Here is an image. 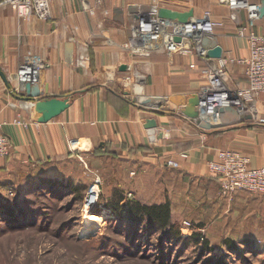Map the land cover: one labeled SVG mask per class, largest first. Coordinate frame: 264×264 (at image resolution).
<instances>
[{
    "label": "crops",
    "instance_id": "crops-1",
    "mask_svg": "<svg viewBox=\"0 0 264 264\" xmlns=\"http://www.w3.org/2000/svg\"><path fill=\"white\" fill-rule=\"evenodd\" d=\"M183 1L169 0L166 7V3L159 6L153 0L106 3L108 17L98 9L89 18L78 0H51L48 22L21 20L8 6H0V72L10 78L26 59H37L43 63L38 84L41 97L67 98L70 104L58 117L41 122L33 106L22 102L20 95H12L0 76L1 130L12 146L8 158H0V186L24 183L27 177L22 170L38 163L87 157L96 151L107 163L117 161V167H122L117 174L122 176L123 193L136 197L141 193L137 201L144 204L150 199L154 201L148 204L169 203L174 220L180 217L202 222L209 216H225L224 203L216 199L219 182L208 172L207 163L216 150L225 147L246 154L251 168L264 167V129L239 124L204 133L179 112L204 84L199 73L204 64L199 57L159 52L134 58L119 48L128 38L130 23L147 15L129 14V6H157L176 15L201 17L204 10L190 8ZM250 1L260 5L262 0ZM116 10L122 12L120 17L114 14ZM211 13L224 24L213 38L220 56L246 58V42L234 35L236 25L228 9L215 0ZM252 31L264 37V16L254 23ZM191 65L195 69H190ZM122 66L126 71H120ZM124 77L138 83L132 96L121 92ZM225 80L229 85L234 81L244 85L242 69L232 68ZM9 84L13 89L14 82ZM137 97L164 103L160 111L152 113L149 109L159 102H151L148 109L137 105ZM259 106L262 110L256 113L263 117L264 105ZM150 120H155L156 128H147ZM15 121L21 124L15 125ZM180 153H187L188 158L179 159ZM168 160L177 161L179 167L167 166ZM246 193L234 192L227 216L235 214L236 206L242 204L237 197H252L264 207V194Z\"/></svg>",
    "mask_w": 264,
    "mask_h": 264
},
{
    "label": "rangeland",
    "instance_id": "rangeland-1",
    "mask_svg": "<svg viewBox=\"0 0 264 264\" xmlns=\"http://www.w3.org/2000/svg\"><path fill=\"white\" fill-rule=\"evenodd\" d=\"M168 1L153 0L159 6L166 3L165 7ZM183 2L202 11L212 12V6H215V0ZM216 3L221 5L218 0ZM111 87L118 88L117 85ZM243 124L264 129L254 121ZM222 150L231 149L223 147ZM116 162L107 163L97 156L96 151L87 157L79 155L65 160L54 167L60 176L59 181L71 177L76 185L83 188L81 193H61L59 197H50L47 191L35 188L24 193V199L28 200L24 219L16 221L15 216L7 221L0 214V264H264V207L259 200L237 197L242 204L236 206L235 214L227 216L228 206L235 196L225 198L217 193V201L225 205V216H209L202 222L172 218V223L180 231L181 241L163 240L160 234L147 232L143 226L130 230V226L110 214L108 206L120 199L122 205L128 201L154 205L148 204L154 200L145 196L142 197L150 199L146 200L147 204L137 201L141 193L138 197L133 193H123L122 176L117 174L122 167H117ZM22 187L18 183L11 187L0 186V198L13 199ZM94 188L98 197L94 203L88 204V196ZM85 206L88 207L87 214L101 219L99 227L89 233H82ZM31 213H37L33 220L29 217ZM25 215L29 217L27 220ZM186 222L191 226L185 228ZM195 233L208 240L209 250L202 251L200 247L185 243ZM229 239L237 253L229 252L224 246L223 242Z\"/></svg>",
    "mask_w": 264,
    "mask_h": 264
},
{
    "label": "built area",
    "instance_id": "built-area-1",
    "mask_svg": "<svg viewBox=\"0 0 264 264\" xmlns=\"http://www.w3.org/2000/svg\"><path fill=\"white\" fill-rule=\"evenodd\" d=\"M81 11L89 18L102 9L104 16L108 17L110 11L104 8L106 3H116L123 0H78ZM230 12L231 17L244 14L245 27H236V36L245 40L248 55L244 59L220 56L217 59L208 57L207 49L203 48V39L214 42L216 29L224 26L222 21L215 20L210 11H204L201 17H192L184 23L163 20L158 17V7L154 12L146 16H140L130 24L128 31L131 35L120 49L134 58H147L152 53H165L167 55L196 54L204 67L199 69L204 84L194 95L198 99L195 107L197 118L194 123L204 133L203 127L212 125L220 119V111L232 108L237 112L239 119L250 116L251 121L264 127L263 117L254 116L255 107L264 105V37L253 33L252 27L260 18V5L250 0H218ZM51 0H0V6H8L18 19L29 20L36 18L44 22L51 20ZM179 41H176V39ZM234 67L242 69L244 85L240 81H234L229 85L225 76ZM43 69V63L37 59L28 58L19 65L15 75L8 78L14 82V88L10 90L12 95L22 93L26 83L38 85ZM190 69H195L194 65ZM137 79V78H136ZM140 79V78H139ZM113 78L110 79L112 82ZM140 81V80H137ZM122 94L125 97L132 96L138 90V83H133L131 77H124L121 83ZM157 109V108H153ZM198 121V123H196ZM246 122V121H245ZM242 122L241 124L245 123ZM15 125L20 122L15 121ZM0 124V158L7 157L11 152L10 139L3 134ZM186 159L187 154L179 156ZM167 166L178 168L179 163L168 160ZM208 172L216 177L219 182V194L221 197H229L235 191H245L251 194L264 193V167L251 168L250 158L234 150H216L214 157L207 163ZM95 189V188H94ZM94 194V203L98 197ZM88 196V198H89ZM185 228L190 223H184Z\"/></svg>",
    "mask_w": 264,
    "mask_h": 264
},
{
    "label": "trees",
    "instance_id": "trees-1",
    "mask_svg": "<svg viewBox=\"0 0 264 264\" xmlns=\"http://www.w3.org/2000/svg\"><path fill=\"white\" fill-rule=\"evenodd\" d=\"M7 157L4 158L7 159ZM63 161L65 160L60 158L51 160L47 163H38L34 168L28 167L25 169L24 174L27 179L23 184H19L23 187L18 192L16 191L17 193L15 192V198H0V214L4 215V218L7 221H11V218L15 216L17 217L16 221L24 219L23 213L27 211L26 203L28 201L24 199L26 196L24 193L34 191L35 188L38 191H47L48 194H50V197H59L61 193H81L83 188L79 187L80 185H76L71 177L59 181L60 176L58 175V171H55L54 167ZM34 182L36 184H34ZM121 201L122 199L109 205L108 209L110 210V214L115 216L116 220H120L122 224L130 226V230L143 226L147 232L152 231L153 233L160 234L163 240L181 241L180 231L171 221V206L169 203L146 206L139 202L130 201L122 205ZM36 214L37 213H31L29 216L31 220L34 219ZM28 218H26L25 215V219L27 220ZM185 243L200 247L202 251L209 250L208 240L198 233L191 235ZM223 244L229 252L237 253L236 247L230 239L223 242ZM188 246L191 247L192 245ZM247 246H250V242H247Z\"/></svg>",
    "mask_w": 264,
    "mask_h": 264
},
{
    "label": "water",
    "instance_id": "water-1",
    "mask_svg": "<svg viewBox=\"0 0 264 264\" xmlns=\"http://www.w3.org/2000/svg\"><path fill=\"white\" fill-rule=\"evenodd\" d=\"M85 3H88V0H85ZM155 10H156L155 6H148V5H140V6L131 5L127 8V11L129 14H135L137 12H140V14H148L150 12H154ZM259 13H260V17L264 16V0H262L260 3ZM114 14L117 17H120L122 12L120 10H116ZM158 17L163 20H171V21L179 22V23H184L188 19L192 18L191 15H176L164 9L158 10ZM231 18H232V21L235 23L236 27L238 28L245 27L243 12H241L239 16L231 17ZM116 19L117 21L119 20L118 18ZM119 21L123 23V20L122 21L119 20ZM131 23L133 24L134 20ZM130 35H131L130 31H128L127 32L128 38L130 37ZM176 41H179V39L177 38ZM201 45L203 46V48L209 50L208 51L209 58L217 59L220 57L221 55L220 49L217 45H215L214 42H211L209 39L205 38L202 40ZM120 71L121 72L126 71V67L125 66L120 67ZM0 76L7 83V88L11 90V86L9 84L7 76H5L1 72H0ZM18 95L21 96L20 99L22 102L31 104V106H33L34 111L40 114L41 122H48L58 117L60 114L66 111L70 106L69 100L67 98H59V97L43 98L41 97L38 85H32L31 83H26L23 87L22 93ZM153 101H158L159 104L156 105L155 107L157 109L148 108L152 113L157 112L158 108L162 106L164 101H161L159 99L145 98V97L136 98L137 105H142V106H145V104L147 105ZM197 104H198V99L195 96H193L192 98L188 100V102L185 105H183V109L180 111L181 115L184 118L192 122L196 120L197 113H196L195 107L197 106ZM220 113H221L220 119L214 122L212 125L203 127L204 131L209 132L213 130H219L222 128L234 127L236 125L241 124L242 122L251 121V117L249 115L239 119L237 112L233 110L232 108L222 109ZM196 123H198V121H196ZM146 126L147 128H150V129L156 128L155 120H150Z\"/></svg>",
    "mask_w": 264,
    "mask_h": 264
},
{
    "label": "bare ground",
    "instance_id": "bare-ground-1",
    "mask_svg": "<svg viewBox=\"0 0 264 264\" xmlns=\"http://www.w3.org/2000/svg\"><path fill=\"white\" fill-rule=\"evenodd\" d=\"M103 74H105V73H103ZM137 80H139V77L138 76H137ZM184 99L187 100V98H184ZM258 110H262L261 109V106H256L255 107V112L253 111L254 116H256V117H262L260 114L257 115L256 112ZM96 192L97 191L94 189V193H96ZM93 196H94L93 193L89 196V198L87 200V203L88 204H92V202L95 200ZM87 210H88V207L85 206V209H84V218H83V223H82V225H83L82 233H89V232L93 231L95 228L99 227V225H100L99 223L101 222V219L98 216H92V214L90 215L89 213L87 214Z\"/></svg>",
    "mask_w": 264,
    "mask_h": 264
}]
</instances>
